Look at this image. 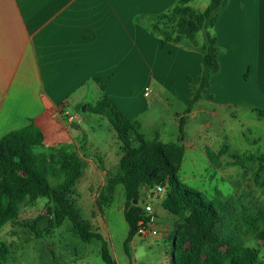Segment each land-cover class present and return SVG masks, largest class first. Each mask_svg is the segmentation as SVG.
<instances>
[{"label":"crops","instance_id":"0c3cea01","mask_svg":"<svg viewBox=\"0 0 264 264\" xmlns=\"http://www.w3.org/2000/svg\"><path fill=\"white\" fill-rule=\"evenodd\" d=\"M178 1L0 0V140L32 122L45 135L41 152L75 149L81 143V156L86 163L92 162L86 152L91 141L79 125L81 117H65L83 105L88 110L107 94L127 118L139 122L147 140L158 137L169 143L168 134L157 127L167 115L156 103L161 92L186 104L192 102L201 85L202 54L174 44L163 47L147 25ZM210 2L196 10L204 11ZM215 34L221 46V71L190 116L196 118L197 106L214 103V92L220 100H230L229 105L240 102L253 111L264 110V0H229ZM98 80L105 82L104 90ZM146 88H150L148 96ZM177 115L181 127L185 116ZM177 117L173 116L175 123ZM72 127L81 132V140ZM147 128L150 137L145 134ZM201 133L182 144L186 150H204L209 157L210 147ZM131 139L138 144L135 134ZM121 147L116 133L111 152L99 157L108 178L113 175L109 164L120 162ZM152 205L158 217L156 227L164 233L163 239H169L168 225ZM10 225L0 233H6ZM259 259L264 264L261 253Z\"/></svg>","mask_w":264,"mask_h":264},{"label":"trees","instance_id":"16d2710c","mask_svg":"<svg viewBox=\"0 0 264 264\" xmlns=\"http://www.w3.org/2000/svg\"><path fill=\"white\" fill-rule=\"evenodd\" d=\"M210 1L204 11H199L191 6L193 0H179L170 11L153 17L147 25L149 31L160 38L163 47L174 44L201 52V85L193 96V103L208 91L212 78L221 71V46L215 28L229 0ZM202 31L205 32L203 43L198 40ZM99 84L104 90L105 82L99 81ZM88 110L108 118L122 144L119 171L108 178L105 190L112 196L118 185L124 186L127 200L124 217L129 226L125 242L127 255L142 219L143 189L167 185L163 207L175 216L184 217L175 228L171 264H261L257 249L237 246L231 237L224 238L218 232L228 204L208 200L202 192L180 180L185 154L183 144L164 143L158 137L147 140L140 133L139 122L127 118L107 94ZM185 124L186 120L182 118L181 135ZM133 134L137 136V145H133ZM44 143L43 131L32 122L0 140V230L11 223L30 228L40 238L43 233L60 227L68 218L85 242L95 239L102 242V257L106 264H117L103 235L94 232L81 218L71 198L87 167L85 158L73 147L41 152L39 149ZM208 155L210 157V151ZM233 157L235 161L239 160L236 155ZM259 161L261 172H264V157ZM43 198L52 204L47 208L49 225L44 231L37 222L30 225L20 220L25 202L35 203ZM104 200L108 201V198L104 196ZM244 223L256 239L264 243V211H259L255 217H246Z\"/></svg>","mask_w":264,"mask_h":264},{"label":"rangeland","instance_id":"374dc122","mask_svg":"<svg viewBox=\"0 0 264 264\" xmlns=\"http://www.w3.org/2000/svg\"><path fill=\"white\" fill-rule=\"evenodd\" d=\"M209 1L194 0L191 6L199 9ZM198 40L201 43L205 41L204 31L199 33ZM217 95L214 92V103H203L194 108L196 118H192L189 113L196 102L186 104L169 92H161V99L156 106L167 117L157 127L168 134L170 138L167 141L181 144L185 139L187 144L191 143L202 132L203 143L210 147L207 150L210 151V157L204 150H186L184 147L179 178L188 187L202 192L208 200L228 204L224 223L218 228L222 237H231L237 246L257 249L264 256V243L256 239L244 223L246 217H255L259 211H264V172H261L259 161L264 157V110L253 111L249 105L240 102L229 105L230 100H220ZM84 106L80 110L71 109L65 117L69 119L79 115L83 134L91 141L86 152L92 162L86 163L84 175L71 195L77 211L94 232L103 235L117 264H170L175 228L184 221V217L175 216L164 209L163 201L167 192L157 195L155 188H145L140 205L150 201L158 207L161 222L168 225L171 237L163 239L162 231H159L158 238L148 240L136 236L130 244V254H126L129 226L124 217L127 203L125 189L123 185H118L112 196L107 195L108 176L103 173L99 160L100 155H108L113 149L116 131L108 118L83 110ZM177 114L185 116L187 121L183 135ZM173 116L177 117L176 123ZM150 131V128L145 129L147 137H150ZM72 132L81 140V132H76L74 127ZM75 149L81 155V143ZM234 155L239 157L238 164ZM115 164L112 161L108 167L113 169V175L119 171L118 162ZM96 171H100L102 177L93 175V172L97 174ZM104 196L108 201L104 200ZM50 205L44 198L35 203L27 201L22 206L20 220L30 225L37 222L44 231L49 225L47 208ZM0 264L106 263L102 257V242L97 239L85 242L67 218L60 227L43 233L40 238L30 228L11 224L6 233H0Z\"/></svg>","mask_w":264,"mask_h":264},{"label":"built area","instance_id":"2783aa9c","mask_svg":"<svg viewBox=\"0 0 264 264\" xmlns=\"http://www.w3.org/2000/svg\"><path fill=\"white\" fill-rule=\"evenodd\" d=\"M150 92L149 88H146L145 95L148 96ZM74 120V118L72 119ZM168 191L167 185H160L155 188L157 195L166 193ZM158 222L157 214L151 203H145L142 205V219L138 223V229L136 236L142 240H148L159 237V230L156 227Z\"/></svg>","mask_w":264,"mask_h":264},{"label":"water","instance_id":"95a60500","mask_svg":"<svg viewBox=\"0 0 264 264\" xmlns=\"http://www.w3.org/2000/svg\"><path fill=\"white\" fill-rule=\"evenodd\" d=\"M83 110H86V106H84ZM135 204L137 205V204H138V202H135Z\"/></svg>","mask_w":264,"mask_h":264}]
</instances>
